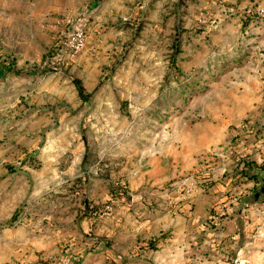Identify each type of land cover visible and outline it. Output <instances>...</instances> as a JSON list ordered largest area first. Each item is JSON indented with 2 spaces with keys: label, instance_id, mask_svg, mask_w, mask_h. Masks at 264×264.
I'll return each instance as SVG.
<instances>
[{
  "label": "rangeland",
  "instance_id": "374dc122",
  "mask_svg": "<svg viewBox=\"0 0 264 264\" xmlns=\"http://www.w3.org/2000/svg\"><path fill=\"white\" fill-rule=\"evenodd\" d=\"M262 176L264 0H0V264H264Z\"/></svg>",
  "mask_w": 264,
  "mask_h": 264
},
{
  "label": "built area",
  "instance_id": "2783aa9c",
  "mask_svg": "<svg viewBox=\"0 0 264 264\" xmlns=\"http://www.w3.org/2000/svg\"><path fill=\"white\" fill-rule=\"evenodd\" d=\"M82 33L80 31H77L76 33H74L73 37H72V42H71V49L72 51H77L81 45H82Z\"/></svg>",
  "mask_w": 264,
  "mask_h": 264
},
{
  "label": "water",
  "instance_id": "95a60500",
  "mask_svg": "<svg viewBox=\"0 0 264 264\" xmlns=\"http://www.w3.org/2000/svg\"><path fill=\"white\" fill-rule=\"evenodd\" d=\"M261 195H264V176L260 178V183L252 194V199L256 201Z\"/></svg>",
  "mask_w": 264,
  "mask_h": 264
},
{
  "label": "trees",
  "instance_id": "16d2710c",
  "mask_svg": "<svg viewBox=\"0 0 264 264\" xmlns=\"http://www.w3.org/2000/svg\"><path fill=\"white\" fill-rule=\"evenodd\" d=\"M78 86V93L80 94V96H82L83 97V89H82V87L81 86H79V85H77Z\"/></svg>",
  "mask_w": 264,
  "mask_h": 264
}]
</instances>
